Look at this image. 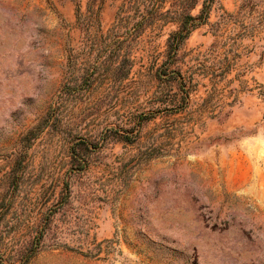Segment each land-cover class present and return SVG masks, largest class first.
<instances>
[{"label": "rangeland", "instance_id": "obj_1", "mask_svg": "<svg viewBox=\"0 0 264 264\" xmlns=\"http://www.w3.org/2000/svg\"><path fill=\"white\" fill-rule=\"evenodd\" d=\"M133 2L0 0V264H264V29Z\"/></svg>", "mask_w": 264, "mask_h": 264}, {"label": "trees", "instance_id": "obj_2", "mask_svg": "<svg viewBox=\"0 0 264 264\" xmlns=\"http://www.w3.org/2000/svg\"><path fill=\"white\" fill-rule=\"evenodd\" d=\"M136 1L137 2L135 3L133 2V5H128L126 10L128 14L127 18L130 20L125 25V27L128 30V33H130V36H136L137 34L143 32L150 24L149 22L151 18L155 13H157V9H155L153 0ZM218 3L219 0H203L200 13L196 17L191 14L190 10L187 11V6L185 4L180 8L178 7L174 11L168 10L169 14H174V16L171 17L173 18L172 20L179 23V29L171 33L170 37L168 38L169 54L175 56L178 53L183 43L191 35L192 31L199 24L209 20L211 12L215 9ZM244 4H242L238 10V15L241 14L243 16L241 23L243 24L245 22L243 25L244 32L243 34L241 33L239 35H244L248 32H254L259 28L264 29V10L259 11L257 8L258 4L254 3L252 0H245ZM255 13H258L257 17L255 16ZM118 15H120V12ZM197 19H200L201 22H198ZM248 20H256V23L249 25L247 23ZM165 73L168 74L167 71H165Z\"/></svg>", "mask_w": 264, "mask_h": 264}]
</instances>
